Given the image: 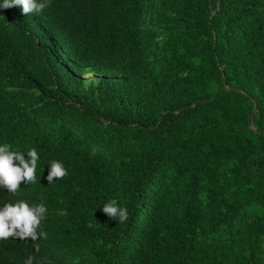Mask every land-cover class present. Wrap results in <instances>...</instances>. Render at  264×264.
<instances>
[{
    "label": "trees",
    "instance_id": "16d2710c",
    "mask_svg": "<svg viewBox=\"0 0 264 264\" xmlns=\"http://www.w3.org/2000/svg\"><path fill=\"white\" fill-rule=\"evenodd\" d=\"M3 144L40 158L0 208L48 211L0 264H264V0L0 9Z\"/></svg>",
    "mask_w": 264,
    "mask_h": 264
},
{
    "label": "clouds",
    "instance_id": "9594fccd",
    "mask_svg": "<svg viewBox=\"0 0 264 264\" xmlns=\"http://www.w3.org/2000/svg\"><path fill=\"white\" fill-rule=\"evenodd\" d=\"M49 6V0H2L0 9H10L19 7L23 15L42 12ZM90 75V74H89ZM25 153L11 150L8 144L0 145V187L6 188L10 193H16L21 182L35 184L36 168L39 156L35 148L27 150L28 159ZM68 174L62 162L52 160L49 162L48 174L45 177L49 184L54 180H61ZM106 216L114 221L124 223L129 218L126 208L119 206L113 199L108 201L101 208ZM48 209L44 203L30 206L27 202L20 200L15 203H5L0 208V240L9 238H19L21 241L38 240V237H45L46 234H38L37 229L41 220L46 216ZM62 214V213H61ZM39 251V245H35ZM25 264H33L31 256L27 258Z\"/></svg>",
    "mask_w": 264,
    "mask_h": 264
},
{
    "label": "rangeland",
    "instance_id": "374dc122",
    "mask_svg": "<svg viewBox=\"0 0 264 264\" xmlns=\"http://www.w3.org/2000/svg\"><path fill=\"white\" fill-rule=\"evenodd\" d=\"M93 78V75L92 74H90V75H86V79H87V81L89 82V80H91Z\"/></svg>",
    "mask_w": 264,
    "mask_h": 264
}]
</instances>
